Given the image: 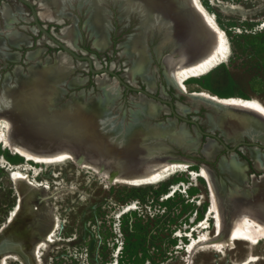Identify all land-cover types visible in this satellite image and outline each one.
I'll list each match as a JSON object with an SVG mask.
<instances>
[{"label": "rangeland", "instance_id": "obj_1", "mask_svg": "<svg viewBox=\"0 0 264 264\" xmlns=\"http://www.w3.org/2000/svg\"><path fill=\"white\" fill-rule=\"evenodd\" d=\"M28 1L33 4L38 15L40 11H44V8L39 6L38 0ZM146 1L152 4L157 0ZM201 2L208 11L215 14L219 26L228 38L231 52L227 61L218 65L207 75L187 81L188 91L192 93L205 90L220 97H241L264 105V0H201ZM5 3L18 18L12 30L22 32L28 37L31 45H21L18 48L11 46L5 40L4 19L0 11V37L4 39L3 45L0 46V53L14 51L20 53V59L17 62L2 54L0 56V96L3 95V83L8 76L7 83L18 90L19 87L21 89V87L29 86L32 81L39 82L38 76L27 78L26 73L29 72V68L40 69L41 65L46 69L55 67L59 52L63 51L56 46L57 44L51 46L46 42V39H49L48 36L35 26L31 10L26 4L19 0H0V7ZM99 4L106 14L104 19L107 21V34L110 40L109 46L102 51L94 47L89 27L85 25L89 3L86 2L81 7H77V4L65 7V12L77 17L78 34L75 36L77 39L75 52L78 55L90 56L94 68L111 69L125 81L126 70L131 66L133 58L123 54L124 46L121 44L131 35H144L151 58L150 70L156 77V89L152 92L161 94L163 89L166 93L165 97L174 102L177 112H179L178 104L185 106L187 111L184 114L179 112L180 114L197 120L203 130L218 134L219 130L210 128L207 121L209 114L216 115V113L203 102L194 101L186 93H181L162 74L159 59L153 53V47L162 36L156 33L157 29L146 30L143 34L142 15L140 32L136 30L138 19L134 13L127 21L121 22L115 5L103 4L102 0ZM85 10H87L86 15ZM110 10L112 13L109 19ZM121 17H124L123 14ZM64 20L62 23H57L40 18L41 24L55 37L60 36L63 27L70 25L69 19L64 18ZM52 22L56 28H51ZM148 31L152 36L154 35L152 38L146 37ZM49 40L54 43L52 39ZM38 49H43L38 58L32 60L26 58L29 51ZM164 52L167 50L165 49ZM72 60L75 64L80 62L74 57ZM95 60L99 63L98 66L94 63ZM83 62L86 69L73 71L68 76L67 82L61 85L69 92L51 104L54 110H62L72 93L77 94L83 90L85 95L100 94L96 82L98 74L91 72L86 60ZM17 66L21 67L20 70L18 68L17 73L21 77L23 73L24 77L26 76L20 82L16 81L14 72ZM155 68L157 70L153 72ZM103 73L107 75L104 80L106 83L116 82L120 87L121 96L118 106L121 110L119 113L122 115L121 113L125 111V120L128 121V110L132 107L131 98L139 100L140 93L125 88L117 82L113 74L107 72L100 74ZM74 77L86 78V81L81 86L68 87ZM127 82L145 87L139 76L134 78V84ZM28 97H26V103L31 105L32 99ZM15 99L17 101V96ZM17 104L18 102L9 108L7 103L4 106L6 108L4 112L16 125L21 137L27 142L26 145L34 147L31 144L33 142L65 139L61 129L53 132L50 137L51 127L61 125L58 119L54 120L50 117L51 111L48 110L50 107L47 108L48 111L46 110L49 116L41 119V117L27 115L25 110ZM166 107L170 112L169 106ZM67 113L69 120L77 115L71 110ZM157 117L150 119L149 122H169L173 125V131L183 125L186 134L190 137L188 140L194 139V136H201L193 124L178 120L171 113H162ZM82 130L83 121H79L74 132L69 130L71 133L67 141L78 142L83 147H91L101 154H108L105 146H101L99 141ZM172 137L174 138L173 135ZM244 139L247 140V137ZM162 141L167 145L166 153L192 160L194 162L191 166L192 170L199 172L203 165H206L215 176L214 193L205 178L198 176L194 179L187 171L176 172L159 183L136 186L110 180L99 174L97 170L80 166L71 160L51 163L29 160L4 143H0V234H3L9 225L14 236L16 235L20 240L18 251L0 254V256L7 255L5 264H36L33 250L38 242L41 245L39 247L40 264H109L113 261L116 263L117 260L120 264H126L129 259L134 260L135 264H238L240 262L244 264V261L247 262L246 264H264V239L257 245L241 241L232 248L221 249L213 245L199 244L189 250V244L192 242L191 234L197 240L199 233L208 232L213 236L216 231L215 210H211L213 201L218 204L219 209L239 203V200L242 201L246 197L252 175L260 176L263 172L262 167L256 170L249 148L243 145L234 152L238 154L237 162L245 163L243 172L246 183L248 182L246 186L235 176L217 168L218 158L224 156L227 160L233 152L223 149L214 138L201 137L202 143H210L213 148H221L219 155L212 160H206L200 150L192 153L184 151L182 147L173 144L168 137L162 138ZM234 141L228 142V145L232 146ZM256 148L259 152L264 151ZM260 157L261 161L264 160L263 156L260 155ZM262 165H264L263 161ZM16 170L23 172L26 179L14 183L12 172ZM172 185L175 186L174 194L168 197V193L172 191ZM19 193L24 202L16 215L12 217L14 219L9 221L12 211L17 206ZM209 211H212V214L208 215ZM207 216H209L208 227L197 228L201 223L200 220L205 221ZM55 221L58 226L51 239H47L45 235L52 229ZM5 223L6 226H4ZM251 257L253 260L247 261Z\"/></svg>", "mask_w": 264, "mask_h": 264}, {"label": "bare ground", "instance_id": "obj_2", "mask_svg": "<svg viewBox=\"0 0 264 264\" xmlns=\"http://www.w3.org/2000/svg\"><path fill=\"white\" fill-rule=\"evenodd\" d=\"M100 1L38 0L39 6L44 8V11L39 12V16L45 21L50 20L57 23L64 22V18L69 19L71 21L70 25L63 27L60 36L56 35V38L61 41L65 40L66 46L74 50L77 46L75 37L78 34L77 17L65 12L64 9L65 7H72L73 4L81 7L86 2L89 3L85 25L89 27L94 47L102 51L109 46L110 42L107 34V21L104 19L106 14L99 4ZM161 1L157 0L151 4L147 3L146 0H123L121 3L125 6L123 16L125 17L129 11L138 10L143 18V34L146 30H153V28L161 32L162 37L155 46V51L161 63L162 74L180 92L190 93L186 85L187 81L207 75L218 65L228 60L231 52L229 41L223 29L219 26L215 14L208 11L201 0H167L168 3L164 1V4ZM0 11L4 19L5 40L11 46L18 48L21 45L30 46L31 42L27 36L20 31L12 30L14 24L18 22V18L11 12L6 3L0 7ZM25 20L29 21L28 19ZM46 42L52 46L56 44L49 39H46ZM3 43L4 39L0 37V46ZM121 45L124 46L123 54L133 58L131 66L126 70V80L134 84V78L139 76L146 89L149 92L154 91L156 89V77L150 70L151 58L144 35H131ZM165 49H167V52H163ZM62 50L55 61V67L46 69L41 65L40 69L36 67L29 68V72L26 73L28 78L38 76L40 78L39 82L32 81L29 86L21 87V89L19 87L18 90L7 83L9 76L4 80L3 95L0 96V143H4L29 160L49 163L71 160L80 166L97 170L99 174L108 177L110 180L136 186L159 183L167 180L176 172L187 171L194 179L198 176L205 178L209 188L214 193L215 176L206 165H203L198 172L191 169L194 164L192 160L166 153L167 145L163 143L162 138L168 137L170 139L173 135L178 146L189 150L196 148L198 142L193 139L188 140L190 137L186 134L183 125L178 130L173 131V125L169 122H149L150 119L158 118L157 116L162 113H169L166 105L159 100H154L139 92V100L131 98L132 107L128 110L129 119L126 121L124 120L125 112H123V116L119 113L121 110L118 106L121 96L120 87L117 86L116 82L106 83L104 80L107 75L103 73L98 74L96 80L100 94L95 96L85 95L84 91L81 90L77 94H71L69 101L65 102L66 104L63 105L62 110L51 108V104L62 98L67 92L61 85L67 82L68 76L77 69H86L83 61L78 60L80 62L75 64L72 55L66 50ZM42 52L43 49L29 51L26 58L29 60L35 59ZM1 54L16 62L20 59L18 51L13 53L2 52L0 56ZM94 63L97 66L99 65L97 60ZM18 68L20 70L21 67L17 66L14 72L16 73V81L20 82L26 76L24 77L25 74L23 73V77H21L17 73ZM155 70L157 68L153 72ZM85 81L86 78L74 77L69 82L68 87L81 86ZM14 95L17 96V101ZM165 95V91L161 89L160 96L165 97ZM191 95L194 98L193 100L201 99L211 106L213 112H217L216 116L208 115L209 126L223 132L226 141H234L247 136L252 140L264 143V105L260 102L235 96L220 97L205 90L194 91ZM26 97L32 99L31 105L26 103ZM16 102L29 116L33 115L42 119L50 115L52 119H58L61 125L50 126V137H52L53 132L61 129L65 139L61 141L53 139L46 142H33L31 144L34 147L26 145L27 142L21 137L16 125L4 112L6 110L4 106L7 103L10 108ZM49 107L48 110L51 111V114L48 115L46 110ZM177 108L182 114L187 111V108L180 104ZM70 110L72 113H77L74 118L72 117V120L68 118L67 112ZM79 121H83L82 132L93 136L100 142L101 146H105L104 148L109 147L106 148L108 154H101L95 149H91V147H83L78 142L67 141L71 133L69 130L74 132ZM47 122L49 123L48 120ZM21 141H23V144H21ZM219 148H213L210 143H205L203 151L209 157H212ZM250 155L255 163L256 170H260L261 167L264 169V165H262L264 160H260V155L264 159V151L259 152L256 147H253L250 149ZM237 158L238 154L236 153H232L227 160L222 156L218 168L226 174L235 176L240 183L247 186L248 182L246 183L243 172L245 163H238ZM12 179L15 183L18 180L26 179V175L16 170L12 172ZM251 179L252 186L251 184L248 185L246 197L242 201L239 200V203L230 204L227 208L219 209L218 204L213 201L211 210H215L216 231L213 236L208 232L199 233L197 240L191 234L192 242L189 244V250L199 244L213 245L221 249L232 248L241 241L257 245L264 239V170L260 176L253 174ZM171 187L172 191L167 196L173 194L175 186L172 185ZM21 198L19 193L17 206L12 211L10 219L19 210ZM210 213L212 214V211H209L208 215ZM208 219L209 216L206 217L205 221L200 220L201 223L197 228L201 226L207 228ZM4 226H6V223ZM57 226L58 223L55 221L52 229L45 235L47 239H51ZM40 246V242L36 243L33 250L36 264H40ZM5 256H0V264H5ZM251 260H253V257L247 261ZM114 263L115 261L109 264ZM246 263L244 261V264ZM238 264H241V262Z\"/></svg>", "mask_w": 264, "mask_h": 264}, {"label": "water", "instance_id": "obj_3", "mask_svg": "<svg viewBox=\"0 0 264 264\" xmlns=\"http://www.w3.org/2000/svg\"><path fill=\"white\" fill-rule=\"evenodd\" d=\"M19 1H21L24 4H26L30 8L31 14H32V19L34 21L35 26L39 29V31L45 33L48 36L49 39H52L58 46H60L62 49L66 50L69 54H71L72 57H74V58H76L78 60H81V61L86 60L87 61V64H88V68L91 70V72L96 73V74H100L101 72H107L109 74H113L116 77L117 82H119L120 84H122L125 88H127L129 90H132L134 92H142L143 94H145L146 96H148L150 98H153L154 100H159L161 103H164L166 106H169V109H170V112L169 113H171L172 115H174L178 120H182L184 122H188V123L193 124L196 127V130L201 134V136H198V137L197 136H194V139H193L194 141H197L198 142V146L196 148H193V150H189L188 148H183L182 147L184 149V151L189 152V153H192V152H196V151L200 150V152L204 155V157H205L206 160L215 159V157L217 155H219V153L221 151V148H219V150H217V152L212 157H209L206 154V152L203 151V149H204V143H202V141H201V137H203V136H207V137H210V138H214L218 142V144L220 146H222L223 149H225L227 151H230V152H233V153L236 151V149H238L239 147H241L243 145L247 146L249 148V150L251 148H253L254 146H256V147L264 150V143L262 144L261 141L254 140V139L252 140V138H248L247 136H245V137H247V140L244 139V137H242L241 139H237L236 141H234L232 146H229L228 145V142H230V141H226L225 136L223 135V132L219 131V133L217 134V133H215L213 131L203 130L202 127L198 124L197 120H195L193 118H186L182 114H180L179 112H177L175 110L174 102L171 99H169L167 97H161L160 96V93L159 94H156V93L149 92L146 89V87L142 88L139 85H132V84L128 83L126 80L125 81L122 80L120 78V76L118 74H116L114 71H112L111 69L94 68L93 67L92 58L90 56H87V55H78L74 50H71V48H69L68 46H66L65 43L61 42L58 38H56L54 36V34L50 33L45 28V26H43L41 24V22L39 20L40 17L38 15V12L36 11V9L34 8V6H33V4L31 2H29L28 0H19ZM122 1L123 0H102L103 4L111 3L113 6L114 5L116 6L117 11L119 12L118 18L120 19L121 22L122 21H127L130 18V16L134 13L135 16L138 19V24L136 26V30H138V31L140 30V32H141V25H140L141 13H140V11H138V10H132L129 14H127L128 16L124 14L125 17H123L124 18L123 19L121 17V15L124 13L125 6L124 5H121ZM164 1L166 2L167 0H164ZM164 1L162 0L161 2L164 4ZM167 3H168V1H167ZM86 11L87 10H85V13H84L85 15L87 13ZM111 13L112 12L110 10L109 19L111 17ZM150 33L151 32L148 31V33L146 34V37L149 36V37L152 38L154 36V35L152 36ZM156 33H158V35H161V32L158 31V30L156 31ZM130 34H132V33H130ZM109 42H110V40H109ZM155 46L153 47V53L154 54H156ZM160 67H161V63H160ZM27 78H28V76H27ZM68 92L69 91L67 89V92H65V94L68 93ZM87 92H89V91H87ZM186 94L189 95L190 98L194 99L192 97V95H191V92L190 93H186ZM194 101L203 102L209 108L211 107V106L208 105V103H205V101H203L201 99H196ZM211 111H212V109H211ZM215 113H217V112L215 111ZM123 115L124 114L122 113L121 116H123ZM125 116H126V112H125V115H124V120H125ZM212 116H216V115L212 114ZM210 128H212V127L210 126ZM214 129H216V128H214ZM169 140L173 144H176V140L173 137H171ZM179 147H181V146H179ZM106 148H109V147L106 146ZM221 157L218 158L217 163H219V161L221 160ZM188 160H190V159H188ZM217 168H218V164H217ZM23 202H24V199L21 198V205H22ZM13 219L14 218H12L11 220L9 219V221H12ZM8 237H10V238H8ZM19 244H20V240H18V237L16 235L14 236V233H12L11 228L8 225V227L5 230V232L3 234H0V254H2L4 252H7V251H18L20 249Z\"/></svg>", "mask_w": 264, "mask_h": 264}, {"label": "trees", "instance_id": "obj_4", "mask_svg": "<svg viewBox=\"0 0 264 264\" xmlns=\"http://www.w3.org/2000/svg\"><path fill=\"white\" fill-rule=\"evenodd\" d=\"M174 194V193H173ZM168 197H170V195L168 196ZM131 225V224H130ZM116 264H120V261L119 260H117V262H116ZM126 264H135V261L134 260H128L127 261V263Z\"/></svg>", "mask_w": 264, "mask_h": 264}, {"label": "flooded vegetation", "instance_id": "obj_5", "mask_svg": "<svg viewBox=\"0 0 264 264\" xmlns=\"http://www.w3.org/2000/svg\"><path fill=\"white\" fill-rule=\"evenodd\" d=\"M79 20V19H78ZM51 28H56V27H54V24H53V22L51 23ZM52 46V45H51ZM58 48H61L60 46H58V45H56ZM60 50V49H59Z\"/></svg>", "mask_w": 264, "mask_h": 264}]
</instances>
